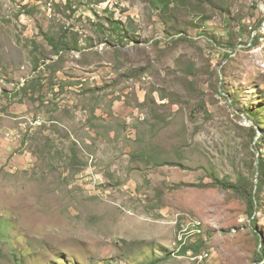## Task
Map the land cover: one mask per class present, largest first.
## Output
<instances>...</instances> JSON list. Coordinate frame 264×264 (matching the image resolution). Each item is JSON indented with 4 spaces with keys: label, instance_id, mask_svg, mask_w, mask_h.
Wrapping results in <instances>:
<instances>
[{
    "label": "rangeland",
    "instance_id": "rangeland-1",
    "mask_svg": "<svg viewBox=\"0 0 264 264\" xmlns=\"http://www.w3.org/2000/svg\"><path fill=\"white\" fill-rule=\"evenodd\" d=\"M163 1L0 0V264H264V0Z\"/></svg>",
    "mask_w": 264,
    "mask_h": 264
},
{
    "label": "trees",
    "instance_id": "trees-1",
    "mask_svg": "<svg viewBox=\"0 0 264 264\" xmlns=\"http://www.w3.org/2000/svg\"><path fill=\"white\" fill-rule=\"evenodd\" d=\"M150 3L153 5V7L158 8V9H162L163 7H167L168 6V4L166 2H164L163 0H161V1L160 0H150ZM260 159H261V161L263 160L262 154H261ZM260 168L264 169V166L261 164ZM262 169L260 170L261 172H262ZM260 185L263 186L262 185V181L260 182ZM251 203L253 204L254 202L251 201ZM252 207H253V205H252Z\"/></svg>",
    "mask_w": 264,
    "mask_h": 264
},
{
    "label": "built area",
    "instance_id": "built-area-1",
    "mask_svg": "<svg viewBox=\"0 0 264 264\" xmlns=\"http://www.w3.org/2000/svg\"><path fill=\"white\" fill-rule=\"evenodd\" d=\"M47 7H48V5L47 4H45ZM44 9V8H43ZM203 258H206V257H200V258H197V259H203Z\"/></svg>",
    "mask_w": 264,
    "mask_h": 264
}]
</instances>
